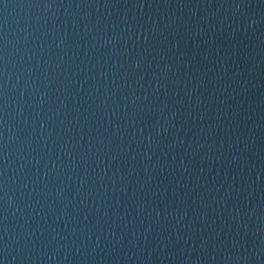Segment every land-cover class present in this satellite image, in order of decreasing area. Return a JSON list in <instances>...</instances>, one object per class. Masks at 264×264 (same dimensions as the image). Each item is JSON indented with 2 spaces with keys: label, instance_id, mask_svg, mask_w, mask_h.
<instances>
[{
  "label": "water",
  "instance_id": "obj_1",
  "mask_svg": "<svg viewBox=\"0 0 264 264\" xmlns=\"http://www.w3.org/2000/svg\"><path fill=\"white\" fill-rule=\"evenodd\" d=\"M0 264H264V0H0Z\"/></svg>",
  "mask_w": 264,
  "mask_h": 264
}]
</instances>
